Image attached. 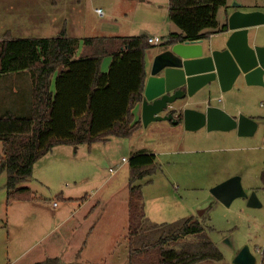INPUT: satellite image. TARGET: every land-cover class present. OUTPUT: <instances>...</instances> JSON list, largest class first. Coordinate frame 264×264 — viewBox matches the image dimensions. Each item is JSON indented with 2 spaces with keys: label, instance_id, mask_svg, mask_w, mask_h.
<instances>
[{
  "label": "rangeland",
  "instance_id": "374dc122",
  "mask_svg": "<svg viewBox=\"0 0 264 264\" xmlns=\"http://www.w3.org/2000/svg\"><path fill=\"white\" fill-rule=\"evenodd\" d=\"M6 1L13 7L17 4L20 11L27 8L29 14L36 15L17 19L11 25L6 21L0 22V38L8 30L14 38H56L62 31L67 37L78 39L97 36L155 37L160 42L145 52L148 70L165 38L162 31L166 27L161 26L164 10L153 12L155 10L138 4V0ZM160 1L165 7L167 0ZM95 9H100L103 15L97 14ZM204 43L213 45L212 41ZM24 76L28 77V73ZM225 95L224 98L217 90L214 91L210 105L222 108L231 117L240 114L252 116L255 120L264 117V76L263 85L251 88L238 79ZM228 103L230 107L225 106ZM7 110L23 116L30 113V79L19 80L6 76L0 79V116ZM260 123L263 125V120ZM262 125L253 137H240L231 132L220 134V137L224 136L220 143H216L213 132L202 130L193 134L194 140L209 142L195 144L192 148L178 147L181 133L175 135L169 130L168 124L159 122L140 126L129 138L110 137L105 143L91 146L54 147L50 154L34 164L30 179L22 185L35 192L38 200L34 203L6 204V175L0 174V264L16 263L19 252L16 249L25 242L21 238L23 234H18L20 239L16 237L17 232L23 227L39 224L31 217L19 216L20 211H25L26 205H34L49 212L52 219L44 228L46 231L50 225L49 235L40 244H35L38 235L29 241L35 244L34 249L18 264L55 259L50 256L49 242L60 233H66L65 228L56 227L58 219L53 218L56 211L65 206L56 199V195L61 192L73 200L89 195L90 205L97 204L93 216L84 222L75 217L69 225L85 231L87 227L97 224L95 228H99L100 234L97 230L93 232L97 237L96 242L101 237L107 239L114 235L112 251L102 264H127V220L119 211L124 208L122 201L128 196L130 170L128 162H122V159L128 161L138 152L155 156L154 170L134 183L141 186L147 217L156 223H172L190 216L200 219L203 213L204 226L212 229L208 232L209 239L223 254L221 264H234L235 256L244 248L255 258V264H260L264 247ZM206 133H209V138H204ZM171 135L175 136V140ZM85 177L88 181H84ZM234 177L240 179L244 197H238L225 206L212 196L211 189ZM252 196L258 205L248 204ZM73 206L66 208L73 210ZM7 235L9 240L5 241ZM64 246L58 249L56 259L63 264H73L77 250L68 249L67 243ZM90 246L94 247L93 244ZM88 252L90 260L96 259L94 249H88Z\"/></svg>",
  "mask_w": 264,
  "mask_h": 264
},
{
  "label": "trees",
  "instance_id": "16d2710c",
  "mask_svg": "<svg viewBox=\"0 0 264 264\" xmlns=\"http://www.w3.org/2000/svg\"><path fill=\"white\" fill-rule=\"evenodd\" d=\"M227 0H168L171 32L163 44L208 40L226 30L217 12ZM82 44L78 59L76 52ZM148 37L0 38V79L26 71L31 80V111L0 116V174L5 173L6 204L31 201L23 187L34 164L54 147L105 143L110 137L129 138L139 129L132 110L142 100L146 79ZM111 57L107 72L100 70ZM53 85V88H52ZM155 156L140 152L129 160L127 264H221L223 254L208 236L212 229L194 216L172 223L147 217L136 181L154 170ZM264 181V174L262 175ZM36 264H61L46 259ZM264 264V247L261 263Z\"/></svg>",
  "mask_w": 264,
  "mask_h": 264
},
{
  "label": "water",
  "instance_id": "95a60500",
  "mask_svg": "<svg viewBox=\"0 0 264 264\" xmlns=\"http://www.w3.org/2000/svg\"><path fill=\"white\" fill-rule=\"evenodd\" d=\"M230 7L234 10L226 17L227 37L222 47H213L203 39L161 45L144 83L140 102L143 126L162 121L176 124L175 116L180 114L187 131L201 128L208 132L236 131L240 137L258 131L262 125L258 122L260 119L257 121L242 114L231 117L210 105L211 99H203L200 94L208 91L211 97L216 90L225 93L238 79L247 86L263 85L264 47L249 44V30L264 25V12H243L238 3ZM211 194L225 206L244 197L238 177L215 186ZM248 204L258 205L253 196ZM233 263L255 264V258L244 248Z\"/></svg>",
  "mask_w": 264,
  "mask_h": 264
},
{
  "label": "crops",
  "instance_id": "0c3cea01",
  "mask_svg": "<svg viewBox=\"0 0 264 264\" xmlns=\"http://www.w3.org/2000/svg\"><path fill=\"white\" fill-rule=\"evenodd\" d=\"M18 1L20 2L23 0H18ZM30 1H34V0H30ZM263 2H264V0H227L226 6L220 8L217 12V21L219 23V26L221 27L223 25H226V17L229 14H231L234 10L230 7V5L232 3L240 4L241 5L240 10L243 12H251V11L264 12V5L262 4ZM138 4H143L147 8L155 10L153 12H159L161 9L164 10V12H165V13H163L164 19L161 21V26L166 27V29L162 31V33H163L162 35H164L166 37L171 32L180 33L179 29L176 26H174L168 19V0H167V4L165 5V7H163L161 5L160 0H138ZM148 6H150V7H148ZM29 12H30V10H28L27 8L25 10L22 9V11H20L17 4H15L13 7L6 0H0V22L1 23H3V21H6V23L11 25V24H13V21H15L17 19L21 20V18H28L29 15H32V17H34L36 15V14H29ZM168 22H169V25H168ZM263 28H264V25H260V26L251 28L249 30L251 45L264 46V44H263L264 43L263 42V39H264L263 38V33H264ZM5 33L9 34L11 37L13 35V33L9 30L6 31ZM97 37H123V36H97ZM226 37H227V33H225V31L216 32V33L211 34L209 39L205 40V41L206 42L212 41L213 47H219L220 48L223 46V44L226 40ZM253 37H256V38L254 39ZM148 38H155V37H148ZM81 51H82V44H79V48L76 52L75 59L79 58ZM110 62H111L110 56L104 57L102 59L101 65H100V70L104 73L107 72L109 65H110ZM145 72H146V77H147L149 70L147 69L146 59H145ZM25 73H27V72L24 71L22 73L14 74V75H11V77H6V78H17L19 80H21L22 78L23 79H25V78L30 79L29 74H28V77L24 76ZM30 82H31V80H30ZM248 87L251 88V87H255V86H248ZM52 88H53V85H52ZM31 90H32V85H31ZM229 91H227V92H229ZM217 92L222 94V96H224V98L226 96L225 94L227 93V92L221 93L218 90H217ZM207 93H208L207 91H201L200 92L203 99H211V97L209 95H207ZM225 106L230 107L231 105L228 103ZM220 109H222V108H220ZM132 113L134 115V123H139L140 126H142L140 103L134 107V109L132 110ZM236 113H238V110H236ZM233 117H236V116H233ZM248 117L253 118L252 116H248ZM159 123L160 124H168V126H170L169 128H171L169 130L172 131V133H174L175 135L178 133H181V137L177 141L178 147L192 148V146H194L195 144H207V142H209L208 140H203V139H202L203 141L200 139L194 140L195 135H193V134H195L196 132L202 131V130H206V129L201 128V129H198L196 131H187L183 127L181 117L178 120V123H176V124H173V123L167 122V121H162ZM212 132L215 134L213 136H215V139L217 140L216 143H218L219 141H222L224 136L220 137L221 136L220 134H225V132H220V131H212ZM229 132L233 133L234 135L236 134V131H229ZM171 136L174 139L175 136L174 135H171ZM209 137H210L209 133H206V135H204V138H209ZM201 138H202V136H201ZM204 141H207V142H204ZM79 145H81V144H79ZM64 146H70V145H64ZM56 148H58V147H56ZM50 152L48 154H50ZM138 153H140V152H138ZM138 153H136V154H138ZM144 153H146V152H144ZM45 156H43V157H45ZM42 158H41V160H42ZM39 160L36 163H38ZM126 162H128V161H126ZM32 171H33V169H32ZM129 176H130V174H129ZM84 181H88V179L85 177ZM56 199L59 200L60 203L63 202V204L65 206L61 207V209L57 210L55 215L53 216V218L58 219V224L56 225V227H59L61 229L65 228L66 233H60L55 239H53L49 242L48 249L50 250L49 253H51L50 256H52L53 258H56V254H57L58 249L60 247L65 248L64 243H67L68 249H71V251L77 250V253H76L75 258L73 260V264H102L104 262V260L106 259V257L109 256L110 252L112 251L111 250L112 245L115 241V239H113L114 235H111V237H109L107 239L101 237V240L99 238L96 242L97 237H95L93 232L95 230H97L98 234H100V231L98 230L99 228L98 229L95 228V225H97V224H95L94 226L87 227L85 229V231L80 230L77 227L69 225L70 221L72 219H74L75 217H78L83 222L89 220L90 217L93 216V213L95 212V210L97 209V204L94 206L90 205L91 203L89 201V195H86L84 197L73 200L69 196L65 197L63 195V192H61L60 194L56 195ZM37 200H38V197H36L35 200L15 201L14 203H34ZM123 204H124V208L119 212L122 213V217L123 216L126 217L127 225L125 227L127 228L128 227V196H127L126 200L124 199V201H122V206H123ZM55 205L56 204H54L53 207ZM70 205H74L72 207L73 210H68L66 208L67 206H70ZM56 208H57V206H56ZM24 210L25 211L19 212L20 217H25L28 219H30V217H31L33 220H35L39 224H38V226L36 225L33 227H23L20 229L19 232H17L16 237L20 239V236L18 234H23L24 236L21 238L25 242L22 244V247H17V249H16L19 252H17L18 256L15 259V261H16L15 264H18L20 261H22L25 258L26 254H28V252H30L32 249H34V245L40 244L42 239L44 237L48 236L50 233V225L48 226L46 231H44V228L48 225V222L52 219V216L49 212L42 210L39 207L34 206V205H26V208ZM113 215L115 217L116 214L113 213ZM96 221H98V220H96ZM7 226H8V224H7ZM73 227H74V230H72ZM1 228H3V226H1ZM37 235H38L39 239L36 240L34 245L31 244L29 241L34 239ZM8 240H9V236L7 235V237L5 238V241H8ZM90 244H93L94 247L90 246ZM96 246H97V248H96ZM20 249H21V251H20ZM88 249L89 250H92V249L95 250L96 259L90 260V258H88V253H89ZM36 263H39L38 260H32L30 262L27 261L23 264H36ZM61 264H63V262H61ZM104 264H106V263H104Z\"/></svg>",
  "mask_w": 264,
  "mask_h": 264
},
{
  "label": "built area",
  "instance_id": "2783aa9c",
  "mask_svg": "<svg viewBox=\"0 0 264 264\" xmlns=\"http://www.w3.org/2000/svg\"><path fill=\"white\" fill-rule=\"evenodd\" d=\"M95 12H96L97 14H99L100 16L103 15V12H102L100 9H96ZM148 43H149L150 45H156V44L159 43V40L156 39V38H148ZM122 162H126V160H125V159H122Z\"/></svg>",
  "mask_w": 264,
  "mask_h": 264
},
{
  "label": "flooded vegetation",
  "instance_id": "af4514ba",
  "mask_svg": "<svg viewBox=\"0 0 264 264\" xmlns=\"http://www.w3.org/2000/svg\"><path fill=\"white\" fill-rule=\"evenodd\" d=\"M208 92V91H207ZM174 116H175V114H174ZM180 117H181V115L180 114H176V116H175V119H177V120H179L180 119ZM263 120V124H264V119L263 118H261L260 119V121H258V122H261ZM253 135H255V133L253 134ZM253 135H251V136H248V137H253Z\"/></svg>",
  "mask_w": 264,
  "mask_h": 264
}]
</instances>
